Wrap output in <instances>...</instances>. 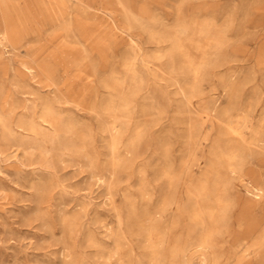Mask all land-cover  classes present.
I'll use <instances>...</instances> for the list:
<instances>
[{
    "label": "rangeland",
    "instance_id": "obj_1",
    "mask_svg": "<svg viewBox=\"0 0 264 264\" xmlns=\"http://www.w3.org/2000/svg\"><path fill=\"white\" fill-rule=\"evenodd\" d=\"M0 264H264V0H0Z\"/></svg>",
    "mask_w": 264,
    "mask_h": 264
},
{
    "label": "bare ground",
    "instance_id": "obj_2",
    "mask_svg": "<svg viewBox=\"0 0 264 264\" xmlns=\"http://www.w3.org/2000/svg\"><path fill=\"white\" fill-rule=\"evenodd\" d=\"M18 8V7H17ZM98 25V24H97ZM197 67V66H196ZM133 90V89H132ZM131 95V94H130ZM131 99V98H130ZM118 115V114H117ZM51 116H53V115H51ZM55 117V116H54ZM246 121V120H245ZM42 126H44V125H42ZM45 127V126H44ZM44 131V130H43ZM257 135H258V133H257ZM250 145V144H249ZM93 147V146H92ZM45 150V149H44ZM89 168V167H88ZM116 180V179H115ZM116 184V183H115ZM110 186V185H109ZM115 186V185H114ZM115 188V187H114ZM192 193V192H191ZM192 195H193V193H192ZM202 204V203H201ZM213 207V206H212ZM209 216V215H208ZM246 228H247V230H255V228H256V224H255V222L254 221H247L246 222ZM210 231H213V230H210ZM207 239V238H206ZM196 249V248H195ZM180 255V254H179ZM157 256V255H156ZM167 259V258H166ZM190 263V262H189Z\"/></svg>",
    "mask_w": 264,
    "mask_h": 264
}]
</instances>
